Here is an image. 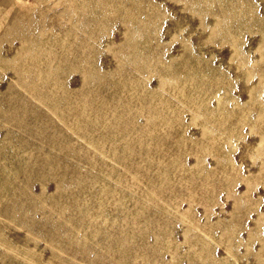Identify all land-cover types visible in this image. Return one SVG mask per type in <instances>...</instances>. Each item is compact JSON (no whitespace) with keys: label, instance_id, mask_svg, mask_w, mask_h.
Here are the masks:
<instances>
[{"label":"rangeland","instance_id":"rangeland-1","mask_svg":"<svg viewBox=\"0 0 264 264\" xmlns=\"http://www.w3.org/2000/svg\"><path fill=\"white\" fill-rule=\"evenodd\" d=\"M0 264H264V0H0Z\"/></svg>","mask_w":264,"mask_h":264}]
</instances>
